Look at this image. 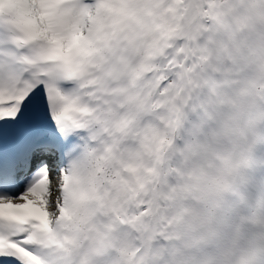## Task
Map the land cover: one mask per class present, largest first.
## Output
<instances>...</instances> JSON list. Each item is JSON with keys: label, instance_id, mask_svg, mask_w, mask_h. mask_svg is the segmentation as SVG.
<instances>
[{"label": "snow or ice", "instance_id": "6c2138e0", "mask_svg": "<svg viewBox=\"0 0 264 264\" xmlns=\"http://www.w3.org/2000/svg\"><path fill=\"white\" fill-rule=\"evenodd\" d=\"M0 264H264V0H0Z\"/></svg>", "mask_w": 264, "mask_h": 264}]
</instances>
